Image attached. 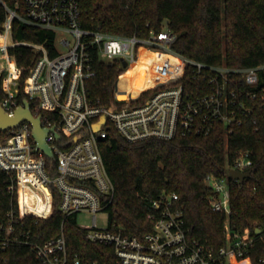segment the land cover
Instances as JSON below:
<instances>
[{"label": "built area", "instance_id": "2783aa9c", "mask_svg": "<svg viewBox=\"0 0 264 264\" xmlns=\"http://www.w3.org/2000/svg\"><path fill=\"white\" fill-rule=\"evenodd\" d=\"M0 3L6 11L0 31V58H13L15 65L0 67V105L8 115H13L22 105L16 96L19 76L24 69L16 64L8 49L32 48L36 56L25 68L24 100L29 102L33 116H40L41 126L47 129L45 141L51 149V155L47 156L37 147L31 136V124L26 121L0 130V170L11 177L13 184L9 189L15 190L19 198L20 182L33 177L41 193L48 198L47 213H36L37 198L25 194V199L33 201L28 212L37 218L49 217L53 212V191L58 193V209L63 215L91 212L90 226L77 225L85 230L90 242L112 248V264H252L253 251L261 249L256 247L257 241L262 242L264 251V228H255L253 235L249 231H234L229 225L231 179L228 174L230 170L249 171L252 158L248 151L238 152L224 175H207L204 179L211 191L208 197L211 209L225 215V244L215 248L188 238L187 229L182 225V213L176 206V193L164 192L152 200L151 211L147 214L150 229L139 235L123 233L114 223L105 228L97 227L96 212L105 210L114 192L100 154L99 140L107 135V122L128 142L171 139L178 134L207 135L216 123L227 126V135L233 123H240L238 115L251 111L241 96L248 100L259 99L264 106V86H259L261 67L209 66L183 58L171 51L175 35L166 29L139 38L135 35L114 37L84 28L80 21L79 0H23L22 15L7 7L3 0ZM14 19L54 32L56 54L51 55L43 44L13 39ZM58 43L64 51L58 50ZM144 49L167 52L182 64H191L198 77L213 85L212 91L192 97L184 92L182 83H175L156 90L139 104L109 107L93 103L87 95L86 84L95 75L94 57L103 61L118 59L122 66H130L137 63ZM236 75L254 90H238ZM41 111L56 115L58 121L43 117ZM95 125H98L96 129ZM62 134L64 138L60 139ZM46 157L55 158V175L49 173ZM233 180L238 181L237 178ZM6 217L7 221L0 223V251L10 244H22L29 248L38 264H97L96 261L83 263L78 257L69 260L62 232L38 242L13 208L7 211ZM253 264H264V254Z\"/></svg>", "mask_w": 264, "mask_h": 264}, {"label": "trees", "instance_id": "16d2710c", "mask_svg": "<svg viewBox=\"0 0 264 264\" xmlns=\"http://www.w3.org/2000/svg\"><path fill=\"white\" fill-rule=\"evenodd\" d=\"M3 1L19 15L23 14V0ZM79 7L84 28L114 37L135 35L139 38L166 29L175 35L170 44L173 53L209 66L261 67L259 86H264V0H79ZM5 16V8L0 3V31ZM11 36L15 40L43 44L51 55L56 54L52 31L14 19ZM8 53L24 69L16 96L22 103L26 98L25 68L36 55L27 46L11 47ZM161 53L144 49L137 63L130 66H122L118 59L103 61L95 56V75L86 84L88 97L95 104L121 107L139 104L156 90L175 83H182L184 92L192 97L212 91L213 85L198 77L191 64L178 60L173 65H165ZM235 77L238 90H254L239 75ZM240 99L251 111L247 115L239 114L240 123H233L227 135V126L216 123L207 135L178 134L171 139L128 142L107 122V135L99 140V150L114 187L105 208L109 223L120 226L123 233L139 235L150 229L147 214L152 200L164 192L176 193V206L182 213L188 238L209 247L224 245L225 215L211 209L208 203L211 191L204 179L207 175H224L238 152L248 151L252 158L250 176L242 182L229 181V225L234 231H249L253 235L255 228H264V106L259 99L248 100L243 96ZM39 113L52 122L58 121L50 112ZM46 161L49 173L55 175V158L46 157ZM12 184L10 175L0 170V223L7 221L6 213L13 208L38 242L62 232L69 260L78 257L83 263L114 262L110 246L90 242L85 230L77 225L75 215L65 216L60 212L56 191H53L52 214L37 218L28 212L33 201L24 195L37 198L36 213H47L48 198L41 193L35 178L20 182L19 198L15 190L9 189ZM262 245L257 241L256 247L261 249L253 251L252 264L264 254ZM0 264L38 262L26 245L10 244L0 251Z\"/></svg>", "mask_w": 264, "mask_h": 264}, {"label": "water", "instance_id": "95a60500", "mask_svg": "<svg viewBox=\"0 0 264 264\" xmlns=\"http://www.w3.org/2000/svg\"><path fill=\"white\" fill-rule=\"evenodd\" d=\"M123 65H125V62H123ZM102 120L104 119L102 118ZM23 121L31 124V136L35 139L37 147L47 156L51 155V149L45 141L47 129L41 126L40 116H33L29 108V102L27 100H24L22 105L15 109L13 115H8L0 105V130L4 131L15 127ZM97 127L98 125L94 126L95 129ZM249 176V171L239 172L236 170H230L228 174L229 179L233 180L237 178L240 182Z\"/></svg>", "mask_w": 264, "mask_h": 264}, {"label": "rangeland", "instance_id": "374dc122", "mask_svg": "<svg viewBox=\"0 0 264 264\" xmlns=\"http://www.w3.org/2000/svg\"><path fill=\"white\" fill-rule=\"evenodd\" d=\"M70 39V37H67ZM57 48L59 51H64L65 48L60 45L59 43L57 44ZM2 51L0 50V55ZM9 64H11L12 67H14V59L13 58H0V67H8ZM75 221L78 225L81 226H90L92 223V213L91 212H78L75 216ZM109 224V216L107 211L105 210H100L96 212V225L99 228H105Z\"/></svg>", "mask_w": 264, "mask_h": 264}, {"label": "bare ground", "instance_id": "6f19581e", "mask_svg": "<svg viewBox=\"0 0 264 264\" xmlns=\"http://www.w3.org/2000/svg\"><path fill=\"white\" fill-rule=\"evenodd\" d=\"M161 58L165 65H173L178 61V59L174 58L169 53L163 51L161 53Z\"/></svg>", "mask_w": 264, "mask_h": 264}]
</instances>
